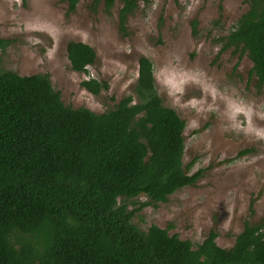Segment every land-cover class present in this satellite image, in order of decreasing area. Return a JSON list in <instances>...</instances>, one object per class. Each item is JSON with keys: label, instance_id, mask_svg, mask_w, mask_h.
<instances>
[{"label": "trees", "instance_id": "trees-1", "mask_svg": "<svg viewBox=\"0 0 264 264\" xmlns=\"http://www.w3.org/2000/svg\"><path fill=\"white\" fill-rule=\"evenodd\" d=\"M79 1L65 0L67 11ZM103 1L106 11L114 5ZM120 1L125 35L138 0ZM218 42L247 55L262 88L264 0H248ZM9 44L0 38L1 51ZM65 50L74 72L96 62L83 42ZM137 64L132 94L103 113L64 105L48 74L0 70V264H264V222L246 223L228 249L216 244L214 230L194 245L132 223L143 207L165 203L200 176L183 164L185 122L163 105L151 62L140 56ZM80 85L92 95L108 90L93 78ZM141 196L146 201L129 210L125 201Z\"/></svg>", "mask_w": 264, "mask_h": 264}, {"label": "rangeland", "instance_id": "rangeland-1", "mask_svg": "<svg viewBox=\"0 0 264 264\" xmlns=\"http://www.w3.org/2000/svg\"><path fill=\"white\" fill-rule=\"evenodd\" d=\"M148 1L138 0L123 35L120 0L109 11L103 0H80L73 12L65 0H0V38L10 41L0 50V70L48 74L64 105L103 113L132 94L137 60L146 57L163 105L185 122L183 164L200 176L165 203L143 207L132 223L194 245L214 230L216 244L228 249L246 223L264 222V86L250 76L246 54L218 42L248 0ZM69 41L96 53L85 73L71 70ZM89 78L106 81L108 90L90 94L80 85ZM244 149L250 152L240 155ZM145 201L125 203L133 210Z\"/></svg>", "mask_w": 264, "mask_h": 264}]
</instances>
